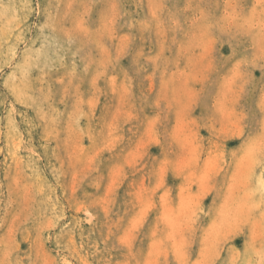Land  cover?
<instances>
[{"label":"rangeland","instance_id":"rangeland-1","mask_svg":"<svg viewBox=\"0 0 264 264\" xmlns=\"http://www.w3.org/2000/svg\"><path fill=\"white\" fill-rule=\"evenodd\" d=\"M0 264H264V0H0Z\"/></svg>","mask_w":264,"mask_h":264},{"label":"bare ground","instance_id":"bare-ground-1","mask_svg":"<svg viewBox=\"0 0 264 264\" xmlns=\"http://www.w3.org/2000/svg\"><path fill=\"white\" fill-rule=\"evenodd\" d=\"M6 2V1H5ZM8 2V1H7ZM20 5V4H19ZM29 13V12H28ZM33 14V13H32ZM17 15V14H16ZM28 16V15H27ZM26 19V18H25ZM50 32V31H49ZM54 45V44H53ZM58 46V45H57ZM63 50V49H62ZM46 55V54H45ZM56 55V54H55ZM63 55V54H62ZM65 55V54H64ZM46 57V56H45ZM56 58V57H55ZM43 59V58H42ZM5 60V59H4ZM48 63V62H47ZM46 67V66H45ZM34 70V69H33ZM48 70V69H47ZM13 92V91H12ZM15 92V91H14ZM31 109V108H30ZM7 114V113H6ZM24 145V144H23ZM38 153V152H37ZM39 165V164H38ZM35 167V166H34ZM6 179V178H5ZM4 180V179H3ZM40 205V204H39ZM38 209V208H37ZM46 212V211H45ZM45 214V213H44ZM3 220V219H2ZM25 221V220H24ZM73 225V224H72ZM23 226V225H22Z\"/></svg>","mask_w":264,"mask_h":264}]
</instances>
